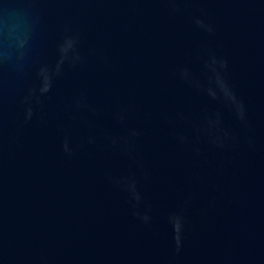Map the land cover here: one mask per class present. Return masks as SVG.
<instances>
[{"label":"water","instance_id":"obj_1","mask_svg":"<svg viewBox=\"0 0 264 264\" xmlns=\"http://www.w3.org/2000/svg\"><path fill=\"white\" fill-rule=\"evenodd\" d=\"M0 264H264V0H0Z\"/></svg>","mask_w":264,"mask_h":264}]
</instances>
